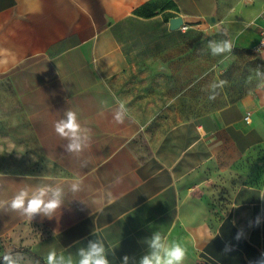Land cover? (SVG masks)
Masks as SVG:
<instances>
[{"label":"crops","instance_id":"obj_1","mask_svg":"<svg viewBox=\"0 0 264 264\" xmlns=\"http://www.w3.org/2000/svg\"><path fill=\"white\" fill-rule=\"evenodd\" d=\"M187 1L221 14L234 46L255 47L264 0H0V81L15 95L17 137L22 131L16 140L0 133L1 241L44 264L53 251L78 259L96 239L121 264L143 255L154 232L182 243L184 264H255L264 255V181L250 175L264 166V86L170 123L132 106L138 46L152 39L137 30L156 29L163 43L171 18L155 19ZM144 5L152 17L136 14ZM118 101L128 109L123 123L114 119ZM67 110L91 129L80 153L54 131ZM29 138L48 170L25 171ZM40 185L64 189L54 216L30 220L8 209L21 187Z\"/></svg>","mask_w":264,"mask_h":264},{"label":"rangeland","instance_id":"obj_2","mask_svg":"<svg viewBox=\"0 0 264 264\" xmlns=\"http://www.w3.org/2000/svg\"><path fill=\"white\" fill-rule=\"evenodd\" d=\"M180 4L179 9L172 6L167 13L155 19L167 24L172 17L182 16L184 20L181 28L168 30L165 35L159 34L164 39L163 43L157 42L156 29L137 30L138 33L147 32L152 39L148 41L149 45L138 46L141 60L137 61L133 79L136 93L132 106L142 118L150 119L152 123L185 120L232 103L259 88L260 79L256 71L264 72V59L254 48L250 50L233 45L231 54L212 56L208 49L209 41L228 39L221 34L224 28L217 24L221 14L193 10L190 1ZM123 47L128 49L127 45ZM158 66H162V70H158ZM220 81H225V84L220 86ZM210 96H215V99H209ZM20 116L14 93L0 81V133L16 140L17 117ZM20 136L17 138H22ZM27 140L23 159L25 171L48 170L47 160L37 153L32 140ZM261 166L256 165L250 175L264 181V166ZM15 249L0 240V264H6L4 254H11L18 264H41L28 253H11Z\"/></svg>","mask_w":264,"mask_h":264},{"label":"clouds","instance_id":"obj_3","mask_svg":"<svg viewBox=\"0 0 264 264\" xmlns=\"http://www.w3.org/2000/svg\"><path fill=\"white\" fill-rule=\"evenodd\" d=\"M221 34L227 36V30H222ZM233 48L231 39L212 40L208 43V49L214 57L231 54ZM256 51L261 58H264V40H261V47ZM256 76L260 79L258 87L264 86V72L258 69ZM219 84L223 86L225 81H220ZM209 99H215V96H210ZM118 105L114 119L117 123H123L128 115V109L124 101H118ZM54 131L59 137L68 140L66 145L68 152L80 153L89 146L90 137L86 133L90 132L91 129L81 125L77 113L73 110H67L64 118L54 124ZM71 191L73 193L79 191V182L72 183ZM63 197L64 189L62 187L40 185L33 188L25 186L21 187L6 203L11 211L32 220L37 214L49 218L54 216V213L64 203ZM260 199H264V192L260 194ZM146 243L148 250L143 255L138 259L135 256L124 255L121 264H184L187 249L179 241L173 240L169 243L160 232H154ZM228 250L229 248L226 246L225 251ZM108 255L109 252L104 242L96 239L89 241L86 247L78 250V259L74 260L71 255L65 256L53 251L47 257V264H111ZM3 260L6 264H18V261L11 254H4ZM255 264H264V255L255 261Z\"/></svg>","mask_w":264,"mask_h":264},{"label":"trees","instance_id":"obj_4","mask_svg":"<svg viewBox=\"0 0 264 264\" xmlns=\"http://www.w3.org/2000/svg\"><path fill=\"white\" fill-rule=\"evenodd\" d=\"M145 6L148 7L147 5L142 6V8H140V9H138V10L135 11L136 14H137V15H140V16H145V17H152V16L154 15V12H153V13H145V12L141 13V9H144ZM153 6H155V5H153ZM154 8H155V7H154ZM11 253H28V250H26V249H24V248H17V249H15V250H13ZM34 258H35L39 263L44 264L40 258H37V257H34Z\"/></svg>","mask_w":264,"mask_h":264},{"label":"water","instance_id":"obj_5","mask_svg":"<svg viewBox=\"0 0 264 264\" xmlns=\"http://www.w3.org/2000/svg\"><path fill=\"white\" fill-rule=\"evenodd\" d=\"M184 24V20L181 16L173 17L169 20V29L171 31L177 30L181 28ZM203 264H209L207 262H204Z\"/></svg>","mask_w":264,"mask_h":264},{"label":"built area","instance_id":"obj_6","mask_svg":"<svg viewBox=\"0 0 264 264\" xmlns=\"http://www.w3.org/2000/svg\"><path fill=\"white\" fill-rule=\"evenodd\" d=\"M247 2H254L256 0H246ZM264 18V17H262ZM261 40H264V27L260 28V32H259V38H258V42L256 43L255 47H254V51L259 55V53L256 51L258 48L261 47ZM260 56V55H259ZM264 59V58H262ZM247 119V118H246Z\"/></svg>","mask_w":264,"mask_h":264}]
</instances>
